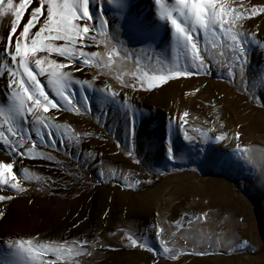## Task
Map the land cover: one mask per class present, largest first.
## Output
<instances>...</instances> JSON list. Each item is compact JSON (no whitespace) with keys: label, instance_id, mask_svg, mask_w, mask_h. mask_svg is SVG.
<instances>
[{"label":"rangeland","instance_id":"374dc122","mask_svg":"<svg viewBox=\"0 0 264 264\" xmlns=\"http://www.w3.org/2000/svg\"><path fill=\"white\" fill-rule=\"evenodd\" d=\"M134 2L133 10L150 22L152 40L140 41L130 34L118 9L111 8L106 15L110 24L115 21L121 25L118 40L129 50H140L142 64L147 63L144 58L150 57L152 67L159 68L157 57L167 64L174 56L170 25L158 19L154 0ZM240 3L260 5L264 0H232L233 8ZM92 10L95 12L94 7ZM10 24V15L0 17V40L4 39ZM244 24L264 42V16L250 18ZM147 44L152 47L148 48ZM85 50L103 51V47L92 46ZM209 50L214 57L213 74L177 78L151 91L121 90L116 79L119 69H104L109 72L107 76L99 75L100 70L95 68L86 69L83 77L73 72L76 79L96 76V87L102 88L106 81L132 98L138 108L135 138L128 137L126 121L114 106L106 105L102 93L85 89L92 112L80 115L69 112L59 121L68 131L80 133L82 143L76 145L72 141L67 148L54 150L40 145L37 140V151L46 152L55 160L18 159L14 173L16 182L25 191L17 193L0 188V195L13 197L0 201V211L5 213L4 218H0V264L17 259L9 255L14 252L8 247L10 241L28 239H33L34 243L36 239L41 243L90 241L92 255L74 257L77 264H152V253L125 247L121 233L143 234L149 244L159 248L155 238L157 229L164 230L166 240L175 239L178 251L210 246L226 250V254L207 256L185 253L176 261L158 258L159 264H264V183L258 179L264 169V108L246 102L238 87L227 78V50L223 56L220 49L212 50L209 46ZM249 55L251 64L246 74L252 78L248 83L258 91L264 85V49L253 46ZM58 59L63 62V58ZM134 70L135 65L127 62L122 70L126 73L123 78L130 79L127 73ZM6 77L7 74L0 77V106L7 105L10 91L5 88ZM42 79L46 84V78ZM73 89L76 100L81 102L80 86L74 84ZM51 111L45 115H50ZM185 111L189 112L186 127L204 131L213 127L216 129L211 133L213 136L221 132L233 134L234 145L228 143V137L204 145L203 152L200 151L202 138L189 144L176 129ZM170 121L173 122L171 130ZM64 131L62 127L60 132ZM85 133L92 135L88 137ZM237 133H240L239 138ZM31 135L35 137L34 130ZM56 135L58 140H67L66 135ZM169 140L175 162L168 156ZM117 142L133 148L142 164L137 165L129 158L123 148L117 147ZM237 144L247 149L246 153H237L241 156L239 159L233 154ZM208 148L212 150L211 155ZM89 153L102 162L90 161L91 166L82 168ZM224 157L229 164L219 163ZM12 161L10 153L0 150V162ZM24 167L28 168L27 173ZM98 172L103 173L100 179H97ZM205 214L206 219H194ZM189 219H192L191 224H188ZM178 220L182 221L179 229ZM212 240L222 244L210 245ZM244 240L248 241L249 248L232 251Z\"/></svg>","mask_w":264,"mask_h":264},{"label":"snow or ice","instance_id":"6c2138e0","mask_svg":"<svg viewBox=\"0 0 264 264\" xmlns=\"http://www.w3.org/2000/svg\"><path fill=\"white\" fill-rule=\"evenodd\" d=\"M154 6L158 12V19L171 28V48L173 59L165 64V61L157 57L159 68L152 67L151 58L146 57L147 63L142 64V57L138 55L140 50L126 48L118 40L121 25L110 20L106 12L111 8L119 10L120 19L124 26L137 40H152L153 32L150 22L139 11H134V0H0V17L10 15V28L6 30L3 40H0V77L7 74L5 88L10 90L7 95V105L0 106V150L10 153L12 162H0V188L15 190L23 193L24 188L17 183V175L14 173V165L18 159L22 161L37 158L45 161H54L55 157L42 151H37L40 145L52 149L67 148L68 144L75 141L76 145L82 143L81 134L67 130L59 121L65 118L69 112L77 115L92 112L85 89L97 90L103 94L106 105L114 106L118 115L126 121V130L129 138H135L136 114L138 108L130 96L124 91L115 90L113 85L103 84L102 88L95 86L96 76L91 79L73 76V72L83 77L86 69H99V75L107 76L109 72L104 69H119L120 74L116 79L121 90L131 89L133 92L155 90L181 77H196L211 75L214 73L212 59L209 50L220 49V55L229 53L227 57V78L233 82L246 102L259 105L264 108V85L254 91L248 83L252 78L247 75L251 58L249 55L253 46L264 49V42L255 31L245 27L244 22L250 18L264 16V4L250 5L240 3L233 8L232 0H154ZM93 7L95 12H93ZM27 19H25V14ZM111 27L112 31H109ZM100 37L98 39L97 37ZM92 46L103 47V51H87ZM148 48L152 46L146 45ZM55 57V58H53ZM58 58H63V62ZM135 65V70L127 73L130 79H124L122 70L127 62ZM68 70H65V69ZM42 78H46V84ZM79 85L81 102L76 100V92L73 85ZM51 89V91H49ZM199 92V89L195 90ZM51 111L50 115L48 114ZM108 113H105L107 116ZM30 117V118H29ZM189 112H183L179 117L180 123L176 129L182 132L184 140L194 144L198 139H203L200 151H204V145L218 143L226 140L223 132L219 135H211L216 131L208 127L206 131L196 127H186L189 121ZM99 120V117H97ZM64 127L65 131L60 132ZM222 127V126H221ZM170 130L173 122H169ZM34 130L35 137L31 135ZM67 136V140L57 139ZM92 133H85L91 137ZM237 138L240 133L236 134ZM118 148L129 158L134 159L137 165L142 164L135 157L133 148L121 145ZM209 154L211 155V148ZM239 144L233 153L238 159L237 153H246ZM71 154V153H69ZM103 157V153L99 154ZM169 159L175 162L171 140L168 147ZM207 158V157H206ZM90 161L101 163L89 153V158L84 159L81 167L91 166ZM215 162V161H214ZM250 162V159H249ZM219 163H230L227 157L219 160ZM23 171L28 172L24 167ZM69 175H75L69 173ZM103 176L97 173V179ZM28 178V177H26ZM37 180L39 176L35 177ZM264 183V169L258 177ZM49 180L54 183L51 178ZM139 184L140 181H137ZM12 196L0 195V201L11 200ZM5 213L0 211V218ZM206 219L195 217L194 219ZM192 219L188 220V224ZM177 228L182 227V221H176ZM163 229H157L156 240L159 248L148 243L143 234L132 232L121 233V242L125 247L136 250H146L152 253V264H159L158 258L171 261L178 260L185 253H194L200 256L226 254L223 247L176 249L175 239L166 240L163 237ZM175 233L172 237H175ZM187 241V237H184ZM172 244L170 247L169 244ZM218 242L210 241V245ZM9 249L14 252L9 255L16 257V261L8 259L3 264H77L74 257L92 255L91 242L88 240H62L41 243L39 239L10 241ZM247 240L239 243L232 251L249 248ZM49 257H54L51 259Z\"/></svg>","mask_w":264,"mask_h":264},{"label":"bare ground","instance_id":"6f19581e","mask_svg":"<svg viewBox=\"0 0 264 264\" xmlns=\"http://www.w3.org/2000/svg\"><path fill=\"white\" fill-rule=\"evenodd\" d=\"M229 132H230V131H229ZM231 132H232V131H231ZM227 137H228V143H229V144H230V143H231V144L233 143L232 145H234V142L232 141V139H233V134H229V133H228ZM231 144H230V145H231Z\"/></svg>","mask_w":264,"mask_h":264}]
</instances>
